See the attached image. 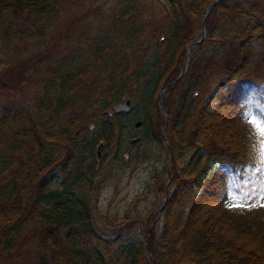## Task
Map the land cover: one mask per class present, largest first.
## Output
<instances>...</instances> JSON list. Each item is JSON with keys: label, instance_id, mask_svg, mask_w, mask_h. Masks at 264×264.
<instances>
[{"label": "trees", "instance_id": "16d2710c", "mask_svg": "<svg viewBox=\"0 0 264 264\" xmlns=\"http://www.w3.org/2000/svg\"><path fill=\"white\" fill-rule=\"evenodd\" d=\"M64 1L0 0L5 51L23 49L29 56L26 62L34 59L31 75L41 80L40 94L34 91L31 104L0 107V259L15 254L17 232L31 225L34 249L28 264H264V207L258 205L264 198V168L253 157V135L242 126L246 115L264 119V0H219L212 27L193 46V59L203 50L205 62L196 71L193 63L187 68L193 86L189 103L173 110L166 106L165 129L173 163L190 159L188 171L202 172L192 178L199 193L176 232L168 228L177 199L171 194L148 235L149 214L128 212L119 218L98 214V222L116 228L112 235L101 234L92 222L89 196L112 167L124 163L123 154L134 157L131 145L119 138L130 113L142 111L145 139L156 138V93L185 44L199 38L201 20L213 0H119L105 33L85 44L78 35L76 51L54 60L43 76L45 30L58 18ZM142 19L146 21L137 22ZM210 22L207 17L206 28ZM148 25L152 32L139 51L138 37ZM154 35L158 38L153 40ZM20 39L30 47L19 49ZM127 46L131 57L125 53ZM229 51L209 84V60ZM127 57L133 62L129 72ZM97 59L102 65H95ZM102 83L108 84L99 89ZM96 91L103 96L90 99ZM124 98L129 108L114 110L113 104ZM100 142L102 155L96 160ZM25 147V154L18 156ZM110 155L113 162L105 165ZM170 178L178 189L189 182L173 173ZM155 182L164 190V184ZM227 200L240 206L225 207ZM212 216L241 236L237 243H224V255L211 239L207 224Z\"/></svg>", "mask_w": 264, "mask_h": 264}, {"label": "rangeland", "instance_id": "374dc122", "mask_svg": "<svg viewBox=\"0 0 264 264\" xmlns=\"http://www.w3.org/2000/svg\"><path fill=\"white\" fill-rule=\"evenodd\" d=\"M60 6L62 10L59 12L58 18L45 30L47 51L42 59L44 70L40 72L43 76L48 75L49 71L47 72V70L50 67L49 65H51L54 60L61 57L62 55L72 54L76 51L75 41L78 35L80 36V43L85 44L89 42L93 36H101L104 34L105 31L103 27L109 24L107 18H111L117 12L119 0H66L60 3ZM213 8L214 6L208 9L207 14L203 15L201 23L203 21L204 31L201 33L199 30V38L202 35L204 37L210 27H212V20L214 16ZM93 14L101 15L105 20H97V18L96 20L92 19L91 16ZM207 17L211 22L206 28L205 20ZM145 21L146 20L142 19L137 22L143 23ZM126 25L128 26L130 24L126 23ZM151 32L152 28L150 25H148V27H145L140 33L137 44L139 51L142 50V43H144L143 47L146 45V39ZM155 38H158V36L154 35L153 40ZM26 43L27 42L25 40L20 39L19 49L29 48V44L27 43V45H25ZM124 44H126V42ZM190 45L191 43L185 44V51L174 62L172 72L167 74L168 81L163 85L169 83L176 77V75H178L182 69V59L186 54V50L189 49L187 56H191V60L189 59L183 74L175 83L172 84L170 91H167L166 88L159 96V101L166 111V122L168 118L166 106H170V108L173 110V108H177L180 103L185 106H187L189 103V94L193 86L188 79V75L186 74L187 68L191 67L193 63V70L196 71V69L201 66L203 61L205 62V56L207 55V52L204 54L203 50L199 51V58L193 59L197 52L196 49L192 50L193 46ZM125 53L131 57L128 46L125 49ZM230 54V51L223 52L221 54L215 55L209 60V64L207 66V70L210 73L208 80L209 84H212L215 81L220 67H222V65L227 62ZM28 57L29 56L23 51V49L16 54L14 51L7 53L0 41V107L8 102L31 104L33 101V96L35 97L33 94H40L38 92L41 85V80H39L40 75H31L34 59H32L31 62H26ZM129 57L126 58L128 63L127 72L133 68V62L130 61ZM100 64L102 65L101 59H97L95 65L99 66ZM21 69L23 70V73L19 75V70ZM98 69L99 67H96L95 70L91 72V75H89L86 79L87 82L92 81ZM16 72L18 74H16ZM100 78L104 77L101 76ZM107 84L108 83H102V85L99 86V89L104 85L106 87ZM34 91L36 92L34 93ZM102 96L103 94L100 95L99 91H96L95 94L90 97V99H97ZM128 108L129 101L127 98L122 99L119 103L113 104L114 110H127ZM88 110L89 108L87 111ZM157 110L158 112H156L154 119V131L157 133V135L153 140L145 139L146 130L141 126L143 112L134 111L129 114L131 120L128 121L126 126L121 128L119 138L122 143L131 145L130 150L131 153L134 154V157L129 160L128 154H123L122 157L124 158V163L120 165L116 164V166L112 167L111 173L108 177H104L102 179L99 184V188H94L90 193L89 197L91 200L90 207L92 222L95 228L101 234L112 235L115 233L116 228L114 226L98 222V214L111 218H119L125 212H128L129 215L140 214L141 216L145 217L148 216V213V219L151 221L150 226L148 227V229H150L160 217V213L167 202V198L173 193L177 196V199L173 204L168 228L170 231L176 232L186 221L190 202L199 193V189L193 185L194 182L192 178H194L196 175L201 176L202 172L197 173V170L193 169L192 171H188L190 159H186L183 164L176 163L175 165V163H173L172 153L167 146L168 142L166 139V129L164 131L165 139H163L161 136V130L164 121L163 113L159 108ZM250 118L252 117L246 115L243 119L242 126L246 131L253 135L252 125L249 123ZM135 120H140V124L138 126L133 125ZM91 128L92 124H89L88 129ZM165 140L167 143H165ZM100 144L102 145L101 142ZM26 150L27 147L20 151L18 156L24 155ZM169 153L171 154V161H169ZM101 155L102 146L101 150L99 151V156L96 157L95 154L96 160H98ZM112 162L113 160L110 155L108 156L105 165H110ZM15 166L16 165H13V167ZM170 173H173L179 179L188 180L189 182L186 183L185 187L178 189L179 184L177 182H172ZM95 180L97 181V179ZM155 180H158L160 185L164 184V190L161 191L159 187L155 186ZM236 204L238 203H235L232 200H227L225 202V207ZM258 205L264 207L262 206L264 205V198L258 203ZM207 226L210 229L211 239L217 240L218 242L219 254L221 252V255H224V243L229 241L237 243L241 240L238 230L236 228L230 227L217 216H212ZM31 229L32 226L28 225L17 232L14 243L15 254L13 255L11 253L8 256H3V258L0 259V264L29 263L32 257V251L34 249V238L30 237L29 234ZM149 232H147L146 235H148ZM144 240H147L146 237ZM1 247L2 242H0V249ZM146 257L151 259V255L148 250L146 251Z\"/></svg>", "mask_w": 264, "mask_h": 264}, {"label": "water", "instance_id": "95a60500", "mask_svg": "<svg viewBox=\"0 0 264 264\" xmlns=\"http://www.w3.org/2000/svg\"><path fill=\"white\" fill-rule=\"evenodd\" d=\"M218 1H219V0H213L212 3L209 5V7L205 10L204 15L207 14L208 9L212 8V7H213ZM200 31H201V33H203V31H204V28H203V21H202V23H201ZM202 37H203V35L200 36L199 39H197L196 41H194L193 43H191L190 46H193L195 43L199 42V41L202 39ZM188 51H189V49L186 50V54H185L184 59H183L182 69L180 70V72L178 73V75H176V77H175L172 81H170L169 83H167V84L161 86V87L159 88V90L157 91L156 96H155V103H156L157 107L162 111V113H163V118H164V121H163V127H162V130H161V136H162L163 139H165V132H164V131H165V125H166V111H165V109L162 107V105H161V103H160V101H159V96H160V94H161V93H162L167 87H169L170 85H172L173 83H175V82L180 78V76L183 74L184 69H185V66H186V62H187V57H188V56H187V53H188ZM139 124H140V120H136V121L133 122V125H134V126H138ZM165 143H167L166 140H165ZM101 146H102V145H101L100 143L96 146V149H95L96 157L99 156V151L101 150ZM169 161H171V154H170V153H169ZM169 163H170V162H169ZM149 230H150V229H148L147 232H149Z\"/></svg>", "mask_w": 264, "mask_h": 264}, {"label": "snow or ice", "instance_id": "6c2138e0", "mask_svg": "<svg viewBox=\"0 0 264 264\" xmlns=\"http://www.w3.org/2000/svg\"><path fill=\"white\" fill-rule=\"evenodd\" d=\"M249 123L253 128V157L258 160L260 167L264 168V119L250 118ZM233 206L239 207L240 205Z\"/></svg>", "mask_w": 264, "mask_h": 264}, {"label": "bare ground", "instance_id": "6f19581e", "mask_svg": "<svg viewBox=\"0 0 264 264\" xmlns=\"http://www.w3.org/2000/svg\"><path fill=\"white\" fill-rule=\"evenodd\" d=\"M148 240H149V238H148ZM148 246V245H147Z\"/></svg>", "mask_w": 264, "mask_h": 264}]
</instances>
